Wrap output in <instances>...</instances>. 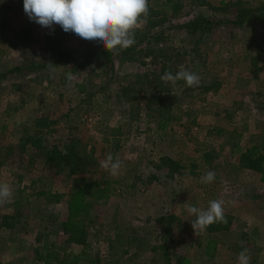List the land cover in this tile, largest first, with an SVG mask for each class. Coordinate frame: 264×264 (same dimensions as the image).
I'll return each mask as SVG.
<instances>
[{"label":"rangeland","instance_id":"1","mask_svg":"<svg viewBox=\"0 0 264 264\" xmlns=\"http://www.w3.org/2000/svg\"><path fill=\"white\" fill-rule=\"evenodd\" d=\"M236 1L148 0L138 28L148 37L112 60L98 53L105 49L99 42L31 21L23 0H0V38L32 35L19 46L0 43V184L13 190L11 202L0 204V264H43L48 252L61 258L83 249L101 262L164 264V228L156 222L163 214L177 217L167 238L174 264H239L245 248L250 264H264V179L240 163L243 151L264 145V23H224L199 44L179 28L198 14L234 19ZM161 31L159 43L150 38ZM56 33L64 48L93 54L85 68L52 65L45 40ZM157 48L171 49L170 73H196L200 85L165 83L169 71ZM155 76L158 103L151 99ZM28 136L37 146L24 145ZM54 144L83 156L85 171L51 168L46 156ZM109 153L121 161L114 176L101 167ZM208 171L215 179L202 183ZM85 185L92 189L80 191ZM217 199L226 202L229 228L197 236L188 207L206 210ZM117 233L133 242L123 256L126 246L115 256L109 250ZM211 238L213 257L206 253Z\"/></svg>","mask_w":264,"mask_h":264},{"label":"trees","instance_id":"2","mask_svg":"<svg viewBox=\"0 0 264 264\" xmlns=\"http://www.w3.org/2000/svg\"><path fill=\"white\" fill-rule=\"evenodd\" d=\"M169 1V0H168ZM235 9H236V17L234 19H223V18H212L207 17L203 14H198L194 16L193 18L186 20L182 22L181 26H179L180 29L185 30L186 33L192 37L195 38V43L200 42V37H203L207 34H209L212 30L215 28L223 25L224 23H232L235 26L242 25L245 21H247L250 18H255L260 23H264V2L256 5L255 7L243 0H238L234 3ZM149 23H153L154 26L160 24V20L157 21H151L148 20ZM27 28V27H26ZM25 27L22 28V31L26 29ZM21 31V32H22ZM58 31V30H56ZM55 31V32H56ZM148 37L147 33L142 32L140 29L135 30V44H133L131 47H129L126 50L120 51V53L113 54L109 53L106 49H102L100 54L104 55L105 59H112L118 56H122L126 53H131L138 44L142 43L146 40ZM150 38H155L156 42L159 43L163 39V31L161 32H154L150 34ZM32 39L31 32H23V33H16L11 38H0V43H7L8 45L13 46H19L20 44L24 42H28ZM57 33L56 35L48 34L46 40H45V47L49 53L52 55V65L54 66H68L72 65L73 67H76L78 69L85 68L86 61L93 55L91 52H80L76 53L75 50H72L70 48H64L62 46V43H59L57 40ZM172 51L170 48H157L156 49V55L162 58V66L165 69V71H169L167 69V66L165 65L168 62V59L171 57ZM128 59V58H126ZM170 72V71H169ZM0 72V80L6 78V74H1ZM158 81V77L155 76L150 80V84L154 89L160 88V82L155 84ZM84 90V88H83ZM154 96H152V100L155 102H160L163 98V96H160L159 90L154 92ZM168 97V96H165ZM32 141V145H36V141L33 140L32 136H28L27 140H24V145H28L29 141ZM42 144L38 145V148L41 147ZM37 146V145H36ZM76 152V151H75ZM75 152H65L63 147L59 146L58 144H54L52 149L47 152V161L48 165L51 168H61L63 166L68 167L70 170V174L73 175H79L85 171V165L86 160L83 156L78 155ZM240 163L244 165L247 168L255 169L262 173V177L264 179V145L263 144H257L253 145L250 148H247L245 151L242 152L240 157ZM175 167H180L178 164H176ZM91 186H82L80 191L82 192H89L91 190ZM109 187H104L103 189L98 190L99 197H103L106 195L105 191H107ZM59 200V199H57ZM86 204L82 205L81 209L87 217H91V209L88 207L89 203L85 202ZM227 219V215H225ZM177 220V217L172 214H163L160 215L156 222L157 224L162 228H164L163 237H162V244L159 245V249L162 250V255L164 257V264H174V255L171 253V246L168 242L167 238L169 237V234H171L172 231V223ZM230 226V221L227 219V223H213L210 225L207 230L210 232L213 231H223L227 230ZM124 236L121 233H117L114 238L110 239L109 241V250H116L113 252V256L118 255L117 250H119L121 247L126 246L127 248L122 249L121 256L124 255V252L128 251V248L133 244L131 241H126ZM76 238L75 240H77ZM84 241V240H83ZM217 241L213 238L208 240L207 247H206V253L210 257L214 256L215 250L217 249ZM121 259H115L110 260V262H101L100 259L97 257H93L88 254V252L83 249L79 253H66L63 257H59L57 254H52L48 252L44 257L43 264H79L81 261H84L85 264H116ZM178 262V263H177ZM176 264H183L181 258H177Z\"/></svg>","mask_w":264,"mask_h":264},{"label":"clouds","instance_id":"3","mask_svg":"<svg viewBox=\"0 0 264 264\" xmlns=\"http://www.w3.org/2000/svg\"><path fill=\"white\" fill-rule=\"evenodd\" d=\"M23 7L28 18L41 27L54 30V26L59 25L65 32L99 42L109 53L117 55L135 44V30L149 15L148 0H23ZM72 79L69 72L67 80ZM161 79L173 85L178 80H184L188 87L200 85L199 75L183 68L175 75L165 73ZM120 166L121 161L118 158L114 161L111 153L101 161V167L113 176L118 174ZM215 176L214 171H208L200 179L202 183H211ZM12 196L11 186L0 184V204L10 203ZM225 203L223 199L211 200L206 210L188 207L187 211L196 217L191 223L197 236L213 223H227ZM238 261L239 264H250L248 249L239 253Z\"/></svg>","mask_w":264,"mask_h":264}]
</instances>
